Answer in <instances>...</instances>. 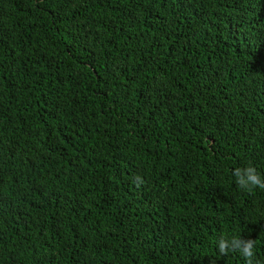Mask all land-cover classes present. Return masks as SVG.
<instances>
[{
  "label": "trees",
  "instance_id": "16d2710c",
  "mask_svg": "<svg viewBox=\"0 0 264 264\" xmlns=\"http://www.w3.org/2000/svg\"><path fill=\"white\" fill-rule=\"evenodd\" d=\"M248 166L264 0H0V264H264Z\"/></svg>",
  "mask_w": 264,
  "mask_h": 264
},
{
  "label": "clouds",
  "instance_id": "9594fccd",
  "mask_svg": "<svg viewBox=\"0 0 264 264\" xmlns=\"http://www.w3.org/2000/svg\"><path fill=\"white\" fill-rule=\"evenodd\" d=\"M232 174L236 178V184L241 189L248 191L256 187L264 189V178L261 177L255 167H237L233 170ZM255 247L256 244L254 239L232 237L231 239L221 238L218 241V251L221 255H227L229 252H239L245 259L246 264H260V261L254 259Z\"/></svg>",
  "mask_w": 264,
  "mask_h": 264
}]
</instances>
